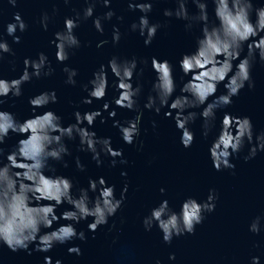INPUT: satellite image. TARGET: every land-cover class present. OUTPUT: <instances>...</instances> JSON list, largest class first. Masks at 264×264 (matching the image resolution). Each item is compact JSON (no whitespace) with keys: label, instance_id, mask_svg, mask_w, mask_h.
<instances>
[{"label":"clouds","instance_id":"obj_1","mask_svg":"<svg viewBox=\"0 0 264 264\" xmlns=\"http://www.w3.org/2000/svg\"><path fill=\"white\" fill-rule=\"evenodd\" d=\"M2 2L15 9L18 0ZM124 2L127 12L139 13L136 20L128 25L127 32L135 33L144 47L152 44L158 30L167 27L168 20H176L183 22L186 33L198 27L192 50L181 53L175 66L168 59L156 56L139 61L136 56H111L92 71L86 83L80 84L84 95L71 113L73 122L66 125L50 107L58 102L55 89L27 98V118L19 119L14 112L3 110L7 101H12L8 106L13 107L22 96L23 85L53 75L55 69L44 52L36 53L35 58L25 57L15 78L0 77V248L11 253L24 252L29 256L42 254V264H62L61 259L53 261L51 256L43 254L72 241L83 244L86 241L85 230L78 231L77 225L86 223V231L93 234L92 238L98 228L107 225L109 232L116 228L115 222L109 224V220L125 201L128 191L126 180L117 197L115 185L108 184L104 176L89 177L87 187L74 190L73 179L57 174L56 169V165L68 168L65 158L72 157L75 171H85L80 157L72 156L68 146L71 142L76 143V152L87 154L97 168L103 164L101 157L107 159L110 168L128 163L123 158V150L112 146L111 137L98 136L93 130L97 121L100 125L111 121L110 126L116 129L120 141L139 152L144 146L140 136L145 111L157 117L162 113V119H170L184 150L194 142L190 126L199 119L201 139L207 140L213 128L216 129L207 147V157L215 172L233 173L235 165L231 161L237 158L245 145L247 154L241 157L244 163L264 152V131L254 134L250 117L225 111L245 87L248 91L254 89L253 65L264 66V3L254 6V0H173L174 7L162 9L161 15L165 19L162 25L149 20L156 0ZM60 3L67 6L70 0H60ZM111 3L112 0H83L84 6L79 11L72 9L73 14L63 18L62 29L55 31L48 41L49 47L54 48L55 63L63 65L60 71L65 85H77L78 71L66 62L82 46L75 34L82 22L91 20L95 33L104 36L102 22L115 17L116 24L111 27L110 39H100L95 48L101 49L109 43L115 47L120 43L122 34L117 24L124 18L116 14ZM189 4L195 9L192 13H189ZM209 5L212 6L211 16ZM97 6L107 10L94 16ZM56 13L57 7L53 4L51 16L48 12L40 14L38 24L42 31H48L49 21ZM27 28L21 13L12 12L11 20L0 31V61L5 56L15 55L8 38L12 44H19ZM83 46L88 47V44ZM9 63L10 70L15 72V63ZM145 68L153 78L141 108L138 100L143 89L141 77ZM176 70L181 82L178 93ZM218 87H222L219 95L216 94ZM109 90L111 96L106 99ZM94 102L97 105L94 110H79L81 105L92 106ZM117 109L134 115L118 120ZM151 128L156 130L155 120L151 121ZM10 136L18 139L6 151L4 145ZM119 175L124 178L127 173L120 171ZM158 192L163 196L165 189L160 187ZM216 200L217 194L212 188L203 200L186 197L175 209L169 206L167 199H162L143 216L141 227L146 233L155 227L161 234V242L168 245L174 238L193 235L205 216L214 211ZM62 205L66 207L58 215L57 209ZM123 222L121 219L120 223ZM247 231L253 236L264 231V215L254 217ZM66 252L76 257L81 255L79 245L67 247ZM175 259L171 253L167 257L169 262ZM154 264H161V261L157 259ZM249 264H260V257H250Z\"/></svg>","mask_w":264,"mask_h":264},{"label":"water","instance_id":"obj_2","mask_svg":"<svg viewBox=\"0 0 264 264\" xmlns=\"http://www.w3.org/2000/svg\"><path fill=\"white\" fill-rule=\"evenodd\" d=\"M262 3L264 0H254V6ZM53 4L57 7V13L51 17L48 31L44 32L40 29L38 20L42 12H48L51 16ZM83 6V0H70L67 6L60 3V0H18L17 7L13 9L0 0V31L3 30L4 24L11 20L14 11H19L28 25L19 44H12L8 38L15 55L5 56L4 60L0 61V77L15 78L22 67V60L25 57L35 58L38 52L48 55L55 69L52 76L34 79L23 85L22 96L14 102L13 107L8 106L12 101H7L3 110L14 112L19 119L27 118L29 115L27 98L44 90L55 89L58 102L50 107L63 118L66 125L73 122L71 113L84 95L80 91V84L86 83L91 78L92 71L99 64L106 63L113 55L122 58L136 56L138 61L141 58L156 56L168 59L175 66L181 53L192 50L194 37L198 35V27L186 33L183 22L168 20L167 27L158 30L152 44L144 47L142 40L135 33L127 32L128 25L136 20L139 13L127 12L124 0H112L111 7L117 15L124 18L120 24H117L122 34L121 41L115 47L109 43L101 49L95 48V43L100 39H110L111 27L116 24L115 17L109 22H102L105 29L104 36L95 33L91 27V20L82 22L75 30L82 46L70 55L66 62L69 67H74L78 71L77 85L70 87L63 83L64 75L60 71L63 65L55 63L54 48L49 47L48 41L52 39L55 31L62 29L63 18L71 16L72 9L79 11ZM174 6L173 0H156L149 15L150 22L164 25L162 9ZM211 9L212 6L209 5L210 16ZM106 10L97 6L94 16L102 15ZM188 10L189 13L195 11L191 4L188 5ZM85 43L88 47L83 46ZM10 61L15 63V72L10 70ZM139 67L141 66L138 63ZM174 75L178 93L181 86L178 70ZM251 76L255 84L254 89L248 91L245 87L225 111L237 116L250 117L255 134L264 131V66L254 64ZM152 78V73L145 68L141 77L143 89L138 100L141 108ZM109 80H111L110 76ZM221 91L222 87H218L216 94L219 95ZM110 96L111 90L105 98L108 99ZM96 107L94 102L92 106L81 105L79 110L90 111ZM133 115L134 113L117 109L116 119L125 120ZM219 115L218 112L217 116ZM152 120L157 123L155 131L151 128ZM200 123L201 121L197 119L190 126L194 133V142L188 150H184L179 145V134L174 129L172 121L162 119V113L161 117H157L145 111L140 136L144 146L138 152L134 147L124 145L120 141L116 129L110 126L111 121H107L104 125L95 122L93 130L97 135L111 137L112 146L122 149L123 158L128 161L126 165L118 164L115 168L108 167V161L104 157H101L102 166L97 168L90 162L87 154L76 152L75 142L69 143L72 156L80 157L81 163L85 165V171L83 173L75 171L72 157L65 158L69 164L68 168L64 169L56 165V169L57 174L73 179L74 190L78 187H87L89 177L95 179L97 176H104L108 184L115 185L117 197L125 180L128 183V191L121 209L109 220V224L113 222L116 224V228L111 232L106 225L98 228L92 238L93 234L86 231V223H81L76 227L78 231L85 230L86 241L83 244L80 241H72L70 244L56 246L43 255L51 256L53 261L61 259L62 264H154L157 259L161 264H249L252 256H259L260 264H264V231L256 236L247 231L248 224L254 217L264 215V152L258 153L254 159L244 163L241 157L247 154V145H245L237 158L231 161L235 165L233 173L215 172L207 157V147L216 129L213 128L208 139L203 140L200 136ZM17 139L18 137L10 136L5 142V150L15 144ZM120 171H125L127 176L120 177ZM160 187L165 189L163 196L158 192ZM210 188L215 189L217 194L215 209L205 216L193 235L174 238L170 244L165 245L161 242V234L155 227L150 232H144L141 219L160 200L167 199L169 206L175 209L186 197L203 200ZM65 207L62 205L58 208L57 214L59 215ZM121 219L124 221L123 224L120 223ZM253 244L256 247H253ZM73 245L80 246L79 257L67 254V247ZM170 253L176 257L173 262L167 260ZM42 259L43 256L39 253H32L29 256L24 252L11 253L6 248H0V264H42Z\"/></svg>","mask_w":264,"mask_h":264}]
</instances>
